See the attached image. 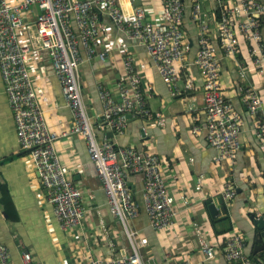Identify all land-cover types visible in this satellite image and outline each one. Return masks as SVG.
I'll return each instance as SVG.
<instances>
[{
	"label": "crops",
	"instance_id": "obj_1",
	"mask_svg": "<svg viewBox=\"0 0 264 264\" xmlns=\"http://www.w3.org/2000/svg\"><path fill=\"white\" fill-rule=\"evenodd\" d=\"M186 38L193 50L187 54L182 67L181 91L171 96L167 85L151 65L145 48L119 33L111 20L102 17L107 33L99 38L98 51L114 48L109 60L93 56L78 66L79 85L89 121L96 140H106L114 146L144 149L158 155L164 165V177L169 194L173 197L175 216L169 229L155 231L149 225L142 201V173H130L126 181L138 204V213L128 220L129 227L147 239L142 248L145 264H166L167 258L178 260L188 255L196 264H227L221 253L225 237L240 232L246 239V254L264 264V250H255V231L250 214L264 216V156L254 134L255 117L242 101V93L253 89L264 99V74L250 64L247 46L241 45L234 56L225 55L217 41V0H199L207 20L216 55L220 64L222 93L242 117L239 131L240 149L232 158L216 160V151L206 139L203 109L202 79L193 64L197 50L198 31L190 17L191 0H183ZM144 4L150 19L160 11L159 0H133ZM40 10L24 12L27 23L21 38L30 43L29 70L34 78L37 94L42 102L45 118L51 130H68L72 117L66 106L60 85L54 76L48 52L39 48L35 38L34 15ZM75 29V26H73ZM264 40V16L261 17ZM120 45L127 46L137 61L144 62L140 71L146 105L164 118L163 124L130 114L125 130L105 138L101 126L102 107L97 84L116 91L123 79ZM84 58V50L79 46ZM187 67V68H186ZM192 79V89H183L184 80ZM264 116V107L259 117ZM194 123L200 130L193 134ZM145 131V133H144ZM59 160L68 167L73 184L82 192L85 214L79 226L62 230L53 213L51 203L40 185L39 176L24 150H20L14 120L8 105L0 75V243L9 251L11 264H87L90 258L112 257L129 253V244L121 222L110 212L106 197L91 162L84 139L68 135L54 143ZM227 182L235 188L234 197L227 203L221 194ZM200 183V188L196 185ZM216 213L211 214L209 205ZM229 230L224 231L225 228ZM215 246L214 257L204 260L200 242ZM28 253L30 260H23Z\"/></svg>",
	"mask_w": 264,
	"mask_h": 264
},
{
	"label": "built area",
	"instance_id": "obj_2",
	"mask_svg": "<svg viewBox=\"0 0 264 264\" xmlns=\"http://www.w3.org/2000/svg\"><path fill=\"white\" fill-rule=\"evenodd\" d=\"M160 11L155 20L150 19L144 4L133 0H0V75L7 96L20 150L27 152L36 169L40 185L51 203L55 219L62 230L79 226L84 218L85 206L82 192L73 184L68 167L56 155L54 143L61 137L75 135L85 140L87 152L101 182L108 208L122 224L129 253L112 257L90 258L87 264H145L142 248L147 239L131 229L128 220L138 213V204L126 181L127 174L142 173V201L149 225L155 231L169 229L175 211L173 197L169 194L164 177V165L158 155L144 149L114 146L96 140L89 121L79 85L78 66L83 60L98 56L109 60L114 48L98 51L99 38L107 33L101 23L107 17L115 29L145 48L147 57L167 85L170 95L180 93L182 67L185 66L191 44L186 38L183 23V0H159ZM40 11L34 15L35 38L39 48L50 56L53 73L63 100L71 112L68 130L56 132L47 124L40 97L29 70L30 43L24 44L27 23L24 12ZM219 17L216 18L217 41L221 51L234 56L247 46L250 64L264 74V40L261 17L264 0H217ZM191 20L198 31L197 50L193 64L202 79L203 109L205 112L206 139L216 151V160L232 158L240 149L239 131L242 117L226 100L220 83V64L211 30L199 0H191ZM75 26V29L73 28ZM79 46L84 50V58ZM123 79L116 84V91L97 84L102 107L101 126L113 134L125 130L127 114L164 123L162 115L152 112L146 97L140 71L144 62L137 61L127 46L120 45ZM187 68V67H186ZM192 79L184 80L183 89H192ZM242 101L247 112L255 117L254 134L264 156V107L261 93L246 89ZM200 125L194 123L191 133L196 134ZM145 133V131H144ZM200 183L196 188H200ZM235 194L233 184L227 182L221 200L229 202ZM246 239L237 231L229 233L222 244L221 253L227 264H260L245 252ZM204 260L214 257L215 246L200 242ZM29 261L30 255L23 254ZM0 264H11L8 249L0 243ZM166 264H196L188 255L178 260L167 258Z\"/></svg>",
	"mask_w": 264,
	"mask_h": 264
},
{
	"label": "water",
	"instance_id": "obj_3",
	"mask_svg": "<svg viewBox=\"0 0 264 264\" xmlns=\"http://www.w3.org/2000/svg\"><path fill=\"white\" fill-rule=\"evenodd\" d=\"M127 117H130V114H127ZM101 118H102V116H101ZM104 129L107 130L105 133V138L111 140V138L113 137V132L111 130L107 129V127H104ZM209 209L211 211V214L216 213L214 204H210ZM249 218L253 221L252 225H253L254 231H255V242H256V244H255L253 249H254V251L255 250H259V251L264 250V216L262 215V216L257 217L255 214L249 213Z\"/></svg>",
	"mask_w": 264,
	"mask_h": 264
},
{
	"label": "trees",
	"instance_id": "obj_4",
	"mask_svg": "<svg viewBox=\"0 0 264 264\" xmlns=\"http://www.w3.org/2000/svg\"><path fill=\"white\" fill-rule=\"evenodd\" d=\"M219 17V11H218V9L216 8V18H218ZM184 23H185V19H184ZM184 23H183V26H184ZM193 48H194V46H191L190 47V50H193ZM230 229V227H227V228H225V230L224 231H227V230H229Z\"/></svg>",
	"mask_w": 264,
	"mask_h": 264
}]
</instances>
